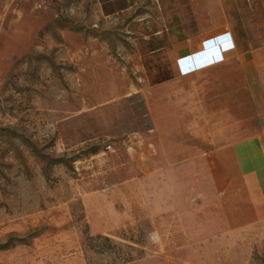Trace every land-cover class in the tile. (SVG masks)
<instances>
[{
    "label": "rangeland",
    "instance_id": "1",
    "mask_svg": "<svg viewBox=\"0 0 264 264\" xmlns=\"http://www.w3.org/2000/svg\"><path fill=\"white\" fill-rule=\"evenodd\" d=\"M222 18L264 39V0H0L5 260L264 264V225L227 222V161L177 111L179 50Z\"/></svg>",
    "mask_w": 264,
    "mask_h": 264
},
{
    "label": "crops",
    "instance_id": "2",
    "mask_svg": "<svg viewBox=\"0 0 264 264\" xmlns=\"http://www.w3.org/2000/svg\"><path fill=\"white\" fill-rule=\"evenodd\" d=\"M194 26L184 42L190 45L178 53L183 63L203 60L199 51L212 53L220 45L217 36L224 33L234 49L223 61L191 73L182 75L177 69L189 83L177 86V111L188 113L190 135L210 145L207 158L227 161L221 184L230 209L227 222L264 225V44H253L264 39L227 18L217 23L198 19Z\"/></svg>",
    "mask_w": 264,
    "mask_h": 264
},
{
    "label": "built area",
    "instance_id": "3",
    "mask_svg": "<svg viewBox=\"0 0 264 264\" xmlns=\"http://www.w3.org/2000/svg\"><path fill=\"white\" fill-rule=\"evenodd\" d=\"M217 37H218V41L220 45L219 47H216L212 53L208 54V52L207 53L203 52L204 49L199 51L200 54H203V60L195 62V63L190 62L187 64V62L183 63V60H181L182 58L177 59L178 72L182 75H185L197 69L223 61L225 59V54L228 52H231L234 49V43L229 33H224V34L218 35ZM210 40L211 39L203 41L202 45L205 46V44L209 43L208 41Z\"/></svg>",
    "mask_w": 264,
    "mask_h": 264
},
{
    "label": "bare ground",
    "instance_id": "4",
    "mask_svg": "<svg viewBox=\"0 0 264 264\" xmlns=\"http://www.w3.org/2000/svg\"><path fill=\"white\" fill-rule=\"evenodd\" d=\"M4 259V257H3V255L2 254H0V264H11V261L10 260H3Z\"/></svg>",
    "mask_w": 264,
    "mask_h": 264
}]
</instances>
